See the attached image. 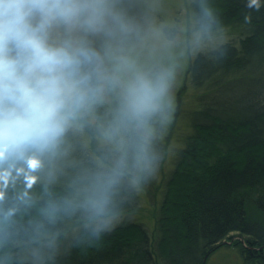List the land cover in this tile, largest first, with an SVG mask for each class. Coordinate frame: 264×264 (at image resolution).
I'll return each instance as SVG.
<instances>
[{"label":"trees","instance_id":"16d2710c","mask_svg":"<svg viewBox=\"0 0 264 264\" xmlns=\"http://www.w3.org/2000/svg\"><path fill=\"white\" fill-rule=\"evenodd\" d=\"M187 4L192 31L220 41L188 66L171 168L168 141L146 135L155 118L118 88L102 99L93 55L79 56L63 134L0 158V264H207L233 239L264 264V0ZM140 191L152 228L130 218Z\"/></svg>","mask_w":264,"mask_h":264},{"label":"rangeland","instance_id":"374dc122","mask_svg":"<svg viewBox=\"0 0 264 264\" xmlns=\"http://www.w3.org/2000/svg\"><path fill=\"white\" fill-rule=\"evenodd\" d=\"M41 22L42 18L37 17L34 23ZM193 23L187 0H103L100 22L93 27L80 19L62 20L61 24L49 19L45 24L51 46H63L64 41L73 52L93 55L98 76L96 93L102 99L111 100V93L118 88L134 100L141 83L151 84L156 91L165 89L156 97L157 108L151 113L160 128L145 125V131L149 137L168 141L167 169L172 166L180 137L189 130L185 121H174L179 96L188 99L181 88L190 61L198 49L220 41L216 36L204 39L193 32ZM70 83L74 84L72 79ZM140 192L142 209L130 218L152 228V208L145 193ZM125 219L119 216L106 223L111 226ZM234 241L216 250L207 264H262L246 260Z\"/></svg>","mask_w":264,"mask_h":264},{"label":"clouds","instance_id":"9594fccd","mask_svg":"<svg viewBox=\"0 0 264 264\" xmlns=\"http://www.w3.org/2000/svg\"><path fill=\"white\" fill-rule=\"evenodd\" d=\"M102 5L103 0H0V158L28 148L44 150L63 134L73 101L69 78L78 57L88 53L73 52L67 42L51 46L45 24L80 19L93 27L100 22ZM37 17L43 22L34 23ZM164 91L141 83L133 113L150 115Z\"/></svg>","mask_w":264,"mask_h":264}]
</instances>
